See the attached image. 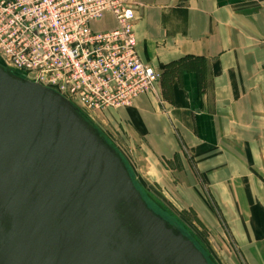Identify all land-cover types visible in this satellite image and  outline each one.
Segmentation results:
<instances>
[{
    "label": "crops",
    "instance_id": "0c3cea01",
    "mask_svg": "<svg viewBox=\"0 0 264 264\" xmlns=\"http://www.w3.org/2000/svg\"><path fill=\"white\" fill-rule=\"evenodd\" d=\"M129 1L138 54L161 78L95 124L141 185L264 264V0Z\"/></svg>",
    "mask_w": 264,
    "mask_h": 264
},
{
    "label": "water",
    "instance_id": "95a60500",
    "mask_svg": "<svg viewBox=\"0 0 264 264\" xmlns=\"http://www.w3.org/2000/svg\"><path fill=\"white\" fill-rule=\"evenodd\" d=\"M0 264H210L82 111L0 65Z\"/></svg>",
    "mask_w": 264,
    "mask_h": 264
},
{
    "label": "built area",
    "instance_id": "2783aa9c",
    "mask_svg": "<svg viewBox=\"0 0 264 264\" xmlns=\"http://www.w3.org/2000/svg\"><path fill=\"white\" fill-rule=\"evenodd\" d=\"M109 16L113 29L99 25ZM129 0H0V63L83 111L130 105L161 73L142 62Z\"/></svg>",
    "mask_w": 264,
    "mask_h": 264
},
{
    "label": "rangeland",
    "instance_id": "374dc122",
    "mask_svg": "<svg viewBox=\"0 0 264 264\" xmlns=\"http://www.w3.org/2000/svg\"><path fill=\"white\" fill-rule=\"evenodd\" d=\"M105 24L106 22L103 21L99 27L103 28ZM102 112L83 111L82 113L93 124L97 134L118 153L130 172V175L133 177L136 186L142 193L143 199L148 207L163 218L168 226L176 233H182L189 239L198 240V247L205 253L210 264H243L238 253L239 249L235 247L225 232L207 226L194 214L192 209L186 211L181 208L182 203L180 202L174 200L165 201L157 193H153L152 191L155 190L151 187H144L135 179L131 168L116 149V144L107 137L102 124L99 122L95 124L94 122L97 119L96 116Z\"/></svg>",
    "mask_w": 264,
    "mask_h": 264
},
{
    "label": "trees",
    "instance_id": "16d2710c",
    "mask_svg": "<svg viewBox=\"0 0 264 264\" xmlns=\"http://www.w3.org/2000/svg\"><path fill=\"white\" fill-rule=\"evenodd\" d=\"M0 65L2 66V64L0 63ZM3 67V66H2ZM151 209V208H150ZM194 241L196 242V243H198V240H196V239H194ZM198 245V244H197ZM205 254V253H204Z\"/></svg>",
    "mask_w": 264,
    "mask_h": 264
}]
</instances>
